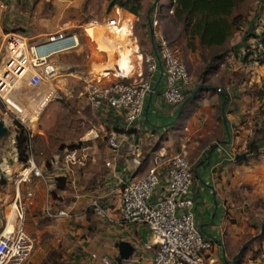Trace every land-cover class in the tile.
<instances>
[{
    "label": "crops",
    "instance_id": "1",
    "mask_svg": "<svg viewBox=\"0 0 264 264\" xmlns=\"http://www.w3.org/2000/svg\"><path fill=\"white\" fill-rule=\"evenodd\" d=\"M3 1L7 5L0 14V30L20 27L24 30L20 31L21 35L28 34L24 37L33 44L54 32L55 24H51L46 15L42 16L41 6L38 13L32 10L37 15H32L35 22H29L30 13L25 18V12L18 9L14 0ZM242 4L245 7L236 14L241 17L234 30L239 29L236 35L242 33L237 37L244 39L245 45L250 34L264 30V0H245ZM29 27L31 30L27 31ZM240 45L238 41L235 46ZM241 50L234 49L227 55L228 74L239 76L251 68L256 72L252 73L251 79L258 83V63L250 62ZM250 64L255 66L250 67ZM261 70L264 71V64ZM53 77L45 82H52ZM157 78L158 73L153 83L155 89L144 101L137 128L128 129L134 132L122 133L124 139L119 148H111L104 137L115 132L113 128H122L124 113L107 107L95 109L102 115L105 126L110 128L105 135L99 137L93 131L96 136H90L85 148L82 143L80 148L72 150L75 151L73 161L66 160L67 151L64 150L55 153L49 165L42 166L36 161L47 175L49 191L38 179L20 185L10 186L8 182L0 185V233L4 229L5 213L17 190L25 206L24 228L36 242L27 264H101L104 256H109L114 264H149L153 256V248H148L150 233L142 223L119 220L120 190L124 183L140 180L150 168H155L159 182L151 201L159 198L166 188L169 161L181 148L187 149L192 166L190 197L195 223L212 241V263L264 264V244H258V229L252 227L258 225V204L259 211L264 212V110L258 111V89L245 88L246 81L240 83L244 75L237 83L232 79L227 85L225 81L223 90L209 85L198 94L196 106L204 112V117L199 118L205 120H199L200 124L194 126V115L188 117L186 114L184 118L181 115L184 106L180 109V106H169L163 101L162 82L157 84ZM18 88L20 91V86ZM30 89H34L32 93L39 100L55 90L53 83ZM197 90L194 89L192 94L197 95ZM24 94L21 93V97ZM176 112L179 114L174 122L188 124L184 133L179 132L181 128L174 122L166 124ZM33 149L34 143L31 145L34 156ZM11 152L10 169H0L5 180H8L7 176L14 177L23 165L17 159L15 146ZM56 176L64 177L63 189L53 185ZM29 190L34 194L32 198L26 195ZM94 197L105 205L112 221L92 214L89 203ZM46 202L52 209L64 210L67 214L47 218L42 212ZM122 240L134 246L128 260L119 257L118 242ZM244 243L247 244L242 251H238V246Z\"/></svg>",
    "mask_w": 264,
    "mask_h": 264
},
{
    "label": "built area",
    "instance_id": "2",
    "mask_svg": "<svg viewBox=\"0 0 264 264\" xmlns=\"http://www.w3.org/2000/svg\"><path fill=\"white\" fill-rule=\"evenodd\" d=\"M4 7V2L0 1V10ZM117 20L118 14L115 18H109L108 22ZM156 26L157 20L152 19L149 14L148 51L141 53L135 42L139 61L137 73L127 77L118 76L105 84L91 85L87 90V99L94 109L107 107L124 113L122 128L125 131L129 128H137V121L144 109V101L155 89L153 83L156 82L157 73V84L162 82V99L169 106H181L185 102L186 94L192 88L191 76L186 65ZM4 39L9 55L0 72V119L5 124L6 120L3 117L8 116L11 126L16 128L18 125L22 126L29 136V155L21 170L14 176L15 183L20 185L38 179L46 184L49 191L51 186L48 184L47 175L43 167L36 162L31 150L34 137L31 127L26 128L28 122L25 120L27 115L24 109L27 108L19 99L18 87L25 78L30 88H36L45 79H51L58 68L48 61L49 58L53 54L76 48L79 40L74 33L61 31L50 33L45 41L65 40V46L39 56L36 51L39 42L28 49L26 42L28 40L20 33H7ZM243 49L242 54L248 60L255 63L264 62V34L254 33ZM43 101L40 99L37 103V110L40 105L42 108V104H45ZM123 139V134L115 131L108 135L107 142L111 148L117 149ZM187 155V149L181 148L170 159L165 191L154 201L151 199L159 182L155 168H150L144 178L126 182L121 187L119 220L125 223L138 222L147 227L151 236L148 248H153V256L149 264H213L210 259L212 241L195 223L193 200L190 197L192 166ZM65 158L69 161L75 160V151L66 152ZM26 195L32 198L34 194L29 190ZM11 207L14 212L13 229L8 233L5 232L7 217L4 216V229L0 233V264H27L34 252L36 242L24 228L25 206L21 202L18 190ZM89 208L95 216L112 221L108 209L98 197L91 199ZM42 212L47 218L52 219L67 214L64 210L52 209L49 202L44 204ZM101 264L114 263L109 256H104Z\"/></svg>",
    "mask_w": 264,
    "mask_h": 264
},
{
    "label": "rangeland",
    "instance_id": "3",
    "mask_svg": "<svg viewBox=\"0 0 264 264\" xmlns=\"http://www.w3.org/2000/svg\"><path fill=\"white\" fill-rule=\"evenodd\" d=\"M138 1L140 3L139 13L133 14L119 5L109 7L108 0H28V3L26 0H14L18 9L25 12V18L28 17V13L31 16H36L41 6L42 16L46 15L50 18L48 20L51 24H55L54 32L74 33L79 40V45L76 48L53 54L49 58V62L52 61L56 64L58 74L53 77L52 82H45L44 80L40 83V85L53 83L55 89L51 90L50 93L52 94H47L41 99L45 101L43 103H46L44 106L42 104L44 108H41L40 105L39 110L36 109L40 100L32 93L34 89H30L26 85L25 79L19 83L21 93H25L24 97H21L18 89L19 99L27 108L24 109L27 115L25 120L28 122L26 128L31 127L34 137V158L42 166L49 165L52 156L62 151L64 146L83 143L82 145L85 148L86 143L91 138L90 136H96L95 133L97 132V136L100 137L110 130L108 126H105L102 115L96 113L89 103L87 90L91 85L105 84L118 76L127 77L139 71L135 42H137L141 53L148 51L150 40L149 14L152 19L157 20L156 29L163 33L170 45L176 50L191 76L192 89L186 94L187 99H185L184 109L181 113L183 118L186 114L188 117L194 115V126L199 120L204 121L205 119L199 118L200 116L204 117L203 110L196 107L197 101H199L198 94H201L209 85L219 86L223 90L226 84L228 85L231 82L230 80L233 79V83L239 82L241 75H244L245 78L240 83L246 81L245 88L258 89V111L264 110L262 109L264 107L262 102L264 71L261 70V65L264 62H258V65H256L258 66V83L251 79L252 73L256 74L255 70L251 68L245 72L243 71L239 76L231 77L228 74L230 70L228 69L229 65L226 63L227 55L233 53L234 49L236 51L244 50V39L241 40L237 37H241L242 33L236 35L238 28H235L232 36L222 46L202 47L195 41L194 48H190L187 45L183 25L173 18L171 10L166 7L170 0ZM4 4L5 7L0 10V14L6 8L7 3L4 2ZM244 7V4L239 3L234 8L233 13L237 14ZM32 10L37 13L34 14ZM43 10L45 11L43 12ZM116 14H118V20L108 22V19L115 18ZM33 16L29 19V22L34 21ZM35 25L36 23H33V26ZM30 28L27 31H30ZM10 31L15 33L24 32L20 27L13 30L10 28L0 30V72L3 70L9 55L4 35ZM238 41L241 42V45L235 46ZM26 42L29 49L33 42ZM250 62L254 63L253 61ZM254 64H250V67ZM128 81H132V79H128ZM194 89H199L197 95L196 93L192 94ZM191 95H193V98H190ZM37 113L40 114L37 115ZM178 114L176 112L166 124L173 123ZM35 115L37 121L30 123V119L32 120ZM3 118L6 120L5 126L8 131L0 138V169L5 171V168L8 169L11 166V150L12 146H15L17 128L10 125L8 116ZM175 122L174 124L181 128L179 132H186L187 123L178 124ZM104 140L106 141L107 138L104 137ZM187 159L189 161L188 155ZM7 178L8 180L4 179L6 184L8 182L10 184L7 185L13 186L15 177L12 175L11 177L7 176ZM259 208L258 204V225L252 227L258 229V244L260 245L264 244V212L259 211ZM10 212L11 206L8 207L5 216ZM89 215L88 213L87 216ZM246 244L239 245L238 251H242Z\"/></svg>",
    "mask_w": 264,
    "mask_h": 264
},
{
    "label": "trees",
    "instance_id": "4",
    "mask_svg": "<svg viewBox=\"0 0 264 264\" xmlns=\"http://www.w3.org/2000/svg\"><path fill=\"white\" fill-rule=\"evenodd\" d=\"M109 7L119 5L127 11L138 14L140 3L138 0H108ZM245 0H170L166 6L172 11L173 18L183 25V30L187 37V45L194 48L195 41L199 46L212 47L222 46L233 34L234 26L237 25L240 17L233 13L234 8ZM150 13V12H149ZM264 34V30L261 31ZM253 34L247 37L248 39ZM193 95L190 96V98ZM187 99V98H186ZM46 104V103H45ZM44 104V105H45ZM43 105V106H44ZM42 106V107H43ZM37 121V116L32 118L31 123ZM116 132L123 133L124 129H115ZM134 132L132 129L127 130V133ZM29 136L24 128L18 125L15 135V147L17 159L20 162H25L29 155L28 148ZM81 144H71L62 146L64 151H71L78 148ZM238 160L240 157H237ZM56 188L63 189L65 179L62 176L54 178ZM6 184V181L0 174V185Z\"/></svg>",
    "mask_w": 264,
    "mask_h": 264
},
{
    "label": "water",
    "instance_id": "5",
    "mask_svg": "<svg viewBox=\"0 0 264 264\" xmlns=\"http://www.w3.org/2000/svg\"><path fill=\"white\" fill-rule=\"evenodd\" d=\"M149 20V16H148ZM65 40L51 42L45 41L37 44L36 51L39 56L46 55L50 52L57 51L64 48ZM184 104V103H183ZM183 104L180 106H183ZM180 111V110H179ZM8 131V128L5 126L4 122L0 119V138L3 137ZM118 252L119 257L123 260H128L134 252V246H132L128 241L122 240L118 242Z\"/></svg>",
    "mask_w": 264,
    "mask_h": 264
},
{
    "label": "bare ground",
    "instance_id": "6",
    "mask_svg": "<svg viewBox=\"0 0 264 264\" xmlns=\"http://www.w3.org/2000/svg\"><path fill=\"white\" fill-rule=\"evenodd\" d=\"M13 212V209H11V212L6 216L7 217V224H6V229H5V232L6 233H8V232H10L12 229H13V227H12V222L14 221V217H13V219L11 218V213ZM12 227V229L10 230V228ZM7 230H10V231H7Z\"/></svg>",
    "mask_w": 264,
    "mask_h": 264
}]
</instances>
